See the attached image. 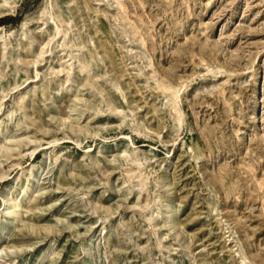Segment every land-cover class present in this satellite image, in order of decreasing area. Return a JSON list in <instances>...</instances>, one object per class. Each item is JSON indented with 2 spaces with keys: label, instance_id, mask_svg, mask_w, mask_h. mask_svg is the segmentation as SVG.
Instances as JSON below:
<instances>
[{
  "label": "rangeland",
  "instance_id": "374dc122",
  "mask_svg": "<svg viewBox=\"0 0 264 264\" xmlns=\"http://www.w3.org/2000/svg\"><path fill=\"white\" fill-rule=\"evenodd\" d=\"M0 17V264H264V0Z\"/></svg>",
  "mask_w": 264,
  "mask_h": 264
},
{
  "label": "trees",
  "instance_id": "16d2710c",
  "mask_svg": "<svg viewBox=\"0 0 264 264\" xmlns=\"http://www.w3.org/2000/svg\"><path fill=\"white\" fill-rule=\"evenodd\" d=\"M5 20H6V18L0 17V24H4L5 23Z\"/></svg>",
  "mask_w": 264,
  "mask_h": 264
},
{
  "label": "bare ground",
  "instance_id": "6f19581e",
  "mask_svg": "<svg viewBox=\"0 0 264 264\" xmlns=\"http://www.w3.org/2000/svg\"><path fill=\"white\" fill-rule=\"evenodd\" d=\"M171 92H172V90H170ZM175 92V91H174ZM140 175V174H139ZM140 177H141V175H140Z\"/></svg>",
  "mask_w": 264,
  "mask_h": 264
}]
</instances>
